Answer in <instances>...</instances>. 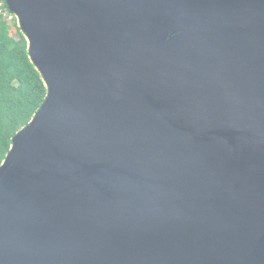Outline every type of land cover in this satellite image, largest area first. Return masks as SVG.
<instances>
[{
    "label": "water",
    "instance_id": "95a60500",
    "mask_svg": "<svg viewBox=\"0 0 264 264\" xmlns=\"http://www.w3.org/2000/svg\"><path fill=\"white\" fill-rule=\"evenodd\" d=\"M3 1L46 97L0 264H264V0Z\"/></svg>",
    "mask_w": 264,
    "mask_h": 264
},
{
    "label": "trees",
    "instance_id": "16d2710c",
    "mask_svg": "<svg viewBox=\"0 0 264 264\" xmlns=\"http://www.w3.org/2000/svg\"><path fill=\"white\" fill-rule=\"evenodd\" d=\"M46 88L31 63L16 18L0 0V165L14 135L43 103Z\"/></svg>",
    "mask_w": 264,
    "mask_h": 264
},
{
    "label": "rangeland",
    "instance_id": "374dc122",
    "mask_svg": "<svg viewBox=\"0 0 264 264\" xmlns=\"http://www.w3.org/2000/svg\"><path fill=\"white\" fill-rule=\"evenodd\" d=\"M17 23V22H16Z\"/></svg>",
    "mask_w": 264,
    "mask_h": 264
}]
</instances>
